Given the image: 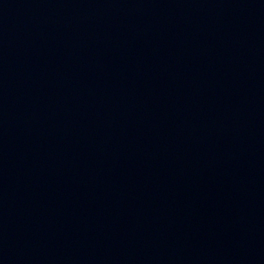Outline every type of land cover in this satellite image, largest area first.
<instances>
[{
  "label": "water",
  "instance_id": "95a60500",
  "mask_svg": "<svg viewBox=\"0 0 264 264\" xmlns=\"http://www.w3.org/2000/svg\"><path fill=\"white\" fill-rule=\"evenodd\" d=\"M0 264H264V0H0Z\"/></svg>",
  "mask_w": 264,
  "mask_h": 264
}]
</instances>
